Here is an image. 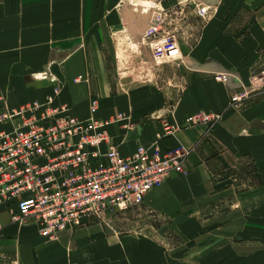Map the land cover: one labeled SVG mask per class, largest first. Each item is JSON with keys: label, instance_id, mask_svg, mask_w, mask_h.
<instances>
[{"label": "crops", "instance_id": "crops-1", "mask_svg": "<svg viewBox=\"0 0 264 264\" xmlns=\"http://www.w3.org/2000/svg\"><path fill=\"white\" fill-rule=\"evenodd\" d=\"M210 1L207 19L189 7L175 16L192 42L183 37L178 56L159 63L149 46L109 35L114 25L137 30L147 22L112 10L124 0H0V111L53 95V105L79 119L128 116L130 125L106 126L122 155L153 142L190 150L185 172L150 190L134 217L164 230L91 219L50 240L33 220H15V204H2L0 264H264V89L244 106L230 104L232 90L264 66V0ZM155 11L147 18L166 25L173 17ZM198 113L222 117L193 124ZM165 123L173 135L162 136Z\"/></svg>", "mask_w": 264, "mask_h": 264}, {"label": "built area", "instance_id": "built-area-1", "mask_svg": "<svg viewBox=\"0 0 264 264\" xmlns=\"http://www.w3.org/2000/svg\"><path fill=\"white\" fill-rule=\"evenodd\" d=\"M206 11L201 7L198 14ZM152 20L143 29V36L153 39L149 44L152 57L159 63L175 59L179 54L175 36L157 39L160 18ZM215 78L228 81L225 73ZM53 87L57 94L58 84ZM262 87L264 67L250 75L249 86L232 90L230 104L240 105ZM97 107V101L91 100L90 111L94 113ZM220 119L221 114L212 113L190 118L193 124L210 125ZM6 121L12 127L0 130V205L15 204V220H33L40 235L50 240L91 219H105L108 213L141 205L166 176L185 172L183 164L190 154L184 146L163 151L153 142L139 144L132 153L122 155L106 126L119 121L130 125L128 116L79 119L66 106L53 105V95L17 108L3 105L0 123ZM174 133L165 123L162 136Z\"/></svg>", "mask_w": 264, "mask_h": 264}, {"label": "rangeland", "instance_id": "rangeland-1", "mask_svg": "<svg viewBox=\"0 0 264 264\" xmlns=\"http://www.w3.org/2000/svg\"><path fill=\"white\" fill-rule=\"evenodd\" d=\"M213 1V0H212ZM177 4L172 5V0H124V2L118 6H116L115 4L112 5L113 6V11L117 12V11H121L123 12L126 16L129 15V17L132 16V14L135 13L136 16L138 17H145V20L147 21L144 25V27H142L141 29H137L134 30V28L131 29L127 26V23H129V21H125L126 26L123 27H117L116 25H114L112 28H109V35H111L113 37V39L115 40V42L119 45L121 44H140L144 47L149 46L151 40V38H146L143 36V29L145 27H147L149 25V22L153 21L152 18L148 19L147 16L149 14H156L158 13L155 10H166L167 11V16H172L170 17L167 21L168 24H163V22L161 21L160 18V27H159V32L157 33L156 37L157 39H159V37H164L167 35H173L175 36L176 40H177V45L180 44L181 39L184 37L185 41L188 40L190 41V43L192 42V38L193 36L187 35L185 36H181V32H184L185 30L182 29L183 26L181 25V22H177V20L175 19V16L178 17L180 15V17L182 16V14L187 13V7H189V9H195L197 14H198V9L201 7H206L207 11L204 15H200L198 14V16L204 20L207 19L206 17L210 16V13L212 12V10L214 9V7L216 6V3L213 1L211 2L210 0H178ZM177 7H180V9H183V11H181L180 9V13H176V14H170V13H174L175 10L177 9ZM182 13V14H181ZM188 15V14H187ZM182 18V17H181ZM116 24V23H115ZM191 33H194L193 31ZM140 41V42H138ZM137 44V45H138ZM166 65V63L164 64H159L158 68L164 67ZM264 66H262L260 69H262ZM174 68H171V70H173ZM259 69V70H260ZM264 89V87H262L260 89V91H262ZM255 96H251L249 99H247L246 101H244L243 103H241L240 105H245L246 103H248L250 100H252ZM222 117V115H221ZM219 122V121H218ZM217 122V123H218ZM215 123V124H217ZM141 205L137 206V207H132L128 210L125 211H117V212H112V213H108L110 214V218L106 217L105 219H98V220H102L104 223H126L127 227H125L124 230H136L137 227H139L140 229H149V225L153 224V227L157 228L156 230H158V228H160V226H163L164 230V224L165 223H135V221L140 217V216H136L137 214H139V208ZM123 213L126 214V217L123 216ZM212 215V214H211ZM210 215V216H211ZM125 218L123 220H121L122 218ZM134 217H137V219H135ZM108 219H110L108 221ZM154 218H151L149 220H153ZM202 221V219H201ZM176 225H175V229H176ZM151 228V227H150ZM132 231V232H133ZM176 232V231H175ZM177 234V233H176ZM173 237L175 236L174 234H172ZM178 235V234H177ZM181 234H179L178 236H180ZM161 245L164 246V244L162 243ZM175 246V245H174ZM180 244L177 245L178 251H179V247ZM195 247V246H194ZM176 248V247H174ZM175 251V249H174Z\"/></svg>", "mask_w": 264, "mask_h": 264}]
</instances>
